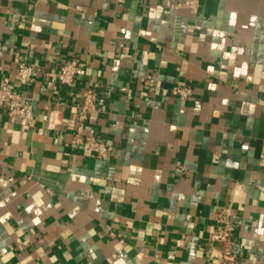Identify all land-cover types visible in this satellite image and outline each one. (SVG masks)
<instances>
[{
    "label": "crops",
    "instance_id": "crops-1",
    "mask_svg": "<svg viewBox=\"0 0 264 264\" xmlns=\"http://www.w3.org/2000/svg\"><path fill=\"white\" fill-rule=\"evenodd\" d=\"M181 1L0 0V82L37 118L0 108V264H218L224 207L238 264H264V0ZM87 87L110 157L72 143Z\"/></svg>",
    "mask_w": 264,
    "mask_h": 264
},
{
    "label": "built area",
    "instance_id": "built-area-1",
    "mask_svg": "<svg viewBox=\"0 0 264 264\" xmlns=\"http://www.w3.org/2000/svg\"><path fill=\"white\" fill-rule=\"evenodd\" d=\"M172 7H185L192 13H197L199 0H183L173 4ZM16 62L19 81L22 83L33 81L34 65L20 59H17ZM79 71V60L72 58L62 64L58 71H49L47 75L54 82L70 86L76 80ZM173 93L182 99H189L193 94V89L188 85H178L173 89ZM97 98L98 95L94 88L87 87L83 91L82 102L74 108L78 113V125L74 131L72 143L75 146L86 147L100 158H106L113 154L110 147L98 136L85 134L84 132L89 115L97 110ZM0 108H5L10 117L26 121L29 126H34L36 123L37 118L34 113L33 101L30 98H24L21 92L11 85L9 78H5L0 82ZM241 148L248 150L249 144L245 142L241 145ZM260 158L264 162V148L260 153ZM235 229L236 225L231 219L230 208H222L217 214V225L211 235V241L219 246L218 264H238L233 240Z\"/></svg>",
    "mask_w": 264,
    "mask_h": 264
}]
</instances>
